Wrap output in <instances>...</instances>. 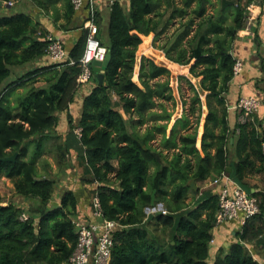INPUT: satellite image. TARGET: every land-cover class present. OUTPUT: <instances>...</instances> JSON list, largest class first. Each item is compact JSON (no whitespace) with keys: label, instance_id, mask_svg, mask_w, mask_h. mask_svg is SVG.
<instances>
[{"label":"trees","instance_id":"16d2710c","mask_svg":"<svg viewBox=\"0 0 264 264\" xmlns=\"http://www.w3.org/2000/svg\"><path fill=\"white\" fill-rule=\"evenodd\" d=\"M27 2L48 17L56 31L81 30L66 60L36 67L9 83L13 67L46 57V36L53 33L25 12L0 17V180H9L16 195L37 203L22 220L23 210L0 197V264H67L78 239L77 199L72 190H66L51 206L57 182L37 174V161L48 134L58 125V114L68 112L74 103L87 31L79 20L75 22L71 0ZM252 3L259 5L257 0H128L125 11L114 2L105 43L98 26L96 38L107 49L108 64L102 84L93 77L94 86L82 99L78 121L70 119L68 129L82 170L81 182L98 185L89 191L91 211L97 196L103 219L119 227L112 234L109 264H211L217 197L198 187L193 190L188 181L204 182L212 173L220 175L233 167L230 175L240 184L247 175L264 170V135L251 121L230 129L225 101L239 60L234 46L247 27V7ZM171 24L182 30L173 43L175 32L163 36ZM150 35L154 41L166 40L161 48L164 59L188 66V74L200 79L208 109L203 157L196 148L201 107L197 94L189 113L177 118L167 134L172 118L168 103L174 104L170 72L149 58L137 60L136 56L142 37ZM38 83L43 85L36 87ZM19 88L23 92L15 95L13 103L11 97ZM192 115L197 117L195 124L189 122ZM145 124L147 132L141 134L138 127ZM215 125L220 127L219 134ZM154 135L162 136L159 150L150 145ZM30 144H34L32 152ZM228 148L233 149L232 157H227ZM171 149L174 153L169 159L166 153ZM15 155L14 160H6ZM189 191L194 199L187 205ZM259 197V214L241 228L240 242L264 234V194ZM159 203L166 214H153L150 223L168 234L164 245L143 228L150 224L146 210ZM212 264L258 263L237 242L226 252L219 250Z\"/></svg>","mask_w":264,"mask_h":264},{"label":"crops","instance_id":"0c3cea01","mask_svg":"<svg viewBox=\"0 0 264 264\" xmlns=\"http://www.w3.org/2000/svg\"><path fill=\"white\" fill-rule=\"evenodd\" d=\"M110 1L120 3L123 8H126V11H128L129 6L128 0H96L99 18V37L101 42L103 43L106 42ZM257 2L259 3V5L254 4L253 9L249 11L250 13L247 27L245 28V30L239 33L238 40L234 46V55L237 59L243 62V70L239 76L233 78L230 84L229 93L225 96V101L226 104L230 105L234 104L236 100L242 96H254L259 98L261 101V107L257 112L253 114L251 123L261 134L264 135V3L258 0ZM1 4L4 6V10H0V17L9 16L17 12H25L26 14H29L33 19L37 20L40 26L47 30L48 33H56V35L61 37L66 52H68L73 47L80 36L81 28L71 31H56L55 26L50 22L49 18L43 15L37 8L29 5L27 0H2ZM78 20L81 22V16L79 14H76L75 22L78 23ZM49 63L50 62L48 58L43 57L31 63L13 67L11 69V75L8 79V82H14L18 78L23 77L30 70L36 67L47 66L49 65ZM42 85V83H38L36 84V87H40ZM93 86L94 83L92 79V81H90L89 83L78 87L75 94L74 103L70 105L68 112L58 114V125L55 130L48 134L49 138L44 141L41 151V157L37 161V172L38 168L40 167L44 170V173L40 174L43 178H55L57 182L54 196L55 199H53V201H55V204H57L56 201L58 202V199L62 192L66 190L73 191L77 199V216L75 220L82 223H93L94 221H98L97 219H94L92 215V211L90 208L91 199L89 193V191L95 190L98 185L94 182H81L82 170L78 167L77 151H75L71 144V135H69L68 121L70 119H72L73 123H76V121H78L82 99L91 92ZM22 92L23 89L19 88L13 93L11 97L13 103H15V95ZM212 105L215 106V104ZM238 117L239 114H237L236 112H228L227 125L230 129H232L237 123ZM177 118H174L172 116L168 124L167 134L170 133V130L172 129V126ZM147 128V124H145L143 126H139L138 130L141 134H143L147 132ZM215 128V133L219 134L220 127L215 125ZM202 135L203 132L199 131V135L197 136L196 141V148L199 151V155L201 157L204 156V153L201 150ZM161 141V135H154L153 139L150 142V145L156 148V150H159ZM67 146L69 147L68 151H66ZM33 149L34 144H30V152H32ZM173 151L174 149H171L167 153L165 152L166 155L169 156V159H171L174 153ZM232 151L233 149L231 148L227 149V157L233 156ZM213 152L214 151L211 150V153ZM63 153L64 157H62ZM233 161H236V158L233 159ZM114 165H116V163H114ZM258 166L259 163H256V167ZM232 168L233 167H229L228 169H230L231 171H228L227 169L226 174L230 178L234 179V177L230 175L232 172ZM218 176L219 175L212 173L207 181L198 183H195L194 179L191 180L194 181L196 189L198 187L200 191H208L211 195L216 196L218 190L211 184V181ZM88 180H90V178H88ZM191 180L188 181V184ZM239 185L247 195L252 196L253 194H255V198L259 200V195L264 194V170L260 173L247 175L244 181ZM193 199V194L190 191L187 192V200L185 201L186 204L188 205L193 201ZM52 203L54 202H51V204ZM156 207V209H163V205L161 203L157 204ZM187 208L191 209L192 205H189ZM146 212L147 216H149V209ZM151 215L153 217V214ZM148 220V223H150L149 218ZM155 225L157 224L155 223ZM157 227L158 229L155 230V232L157 233L155 234L154 230L151 229V226L149 224L143 225V228L153 237L154 240L157 241V243H161V245H164V243L168 242L169 236L168 234H165L166 232H163L160 225H157ZM242 229L239 224L234 221L223 222L221 224L215 225V227L212 229L213 241L211 242L210 246L209 260L211 264L213 263L215 255L219 250H223L224 252H226L232 244L237 242L240 243L238 234H240ZM260 238L261 237L252 241L245 242L247 246L245 250L258 264H264V241L259 242Z\"/></svg>","mask_w":264,"mask_h":264},{"label":"built area","instance_id":"2783aa9c","mask_svg":"<svg viewBox=\"0 0 264 264\" xmlns=\"http://www.w3.org/2000/svg\"><path fill=\"white\" fill-rule=\"evenodd\" d=\"M264 3V0H258ZM114 1L109 2V10ZM71 5L76 14L81 16L82 29L86 30V44L83 56L80 60L81 73L77 78L79 86L89 83L93 79L91 64L96 61L102 63L107 56V49L101 45L96 38L98 34V8L96 0H71ZM254 4L247 7L248 11L253 9ZM250 20V19H249ZM47 50L46 57L49 64L59 63L68 58L64 48L63 40L58 35L48 34L46 36ZM243 70L241 60H237L233 67V77H237ZM228 112L239 114L237 123L243 124L252 121V116L261 107V101L254 96L239 97L234 104H226ZM80 137V131L76 130ZM264 154V143H262ZM211 184L217 188L216 225L223 222L234 221L241 228L246 226L249 221L259 214V202L254 196H249L242 187L222 172L215 177ZM92 215L98 221L93 223H82L74 221L77 228V244L74 252L70 256L67 264H109L110 252L112 247V234L118 230L115 222L103 219L100 202L97 196L92 200ZM157 208V207H156ZM149 209L150 214H166L163 209ZM27 216L22 215V220ZM247 248L245 242H240Z\"/></svg>","mask_w":264,"mask_h":264},{"label":"rangeland","instance_id":"374dc122","mask_svg":"<svg viewBox=\"0 0 264 264\" xmlns=\"http://www.w3.org/2000/svg\"><path fill=\"white\" fill-rule=\"evenodd\" d=\"M2 0H0V10H4V6L1 4ZM126 11V8H124ZM177 24H171L170 29L168 32L163 36L169 37L170 34L175 32L172 36L171 42L173 43L176 39V36L181 33V29L178 28ZM180 29V30H179ZM165 39H157V41H154L153 35H150L148 37H142V44L136 49V56L137 60H140L142 57L149 58L153 60L157 65L166 67L169 72V83L170 87L172 89V95L174 97V104L168 103V108L170 109L172 116L175 118L182 117L186 113H189V108L193 104V100L195 98V95L197 94L200 99V114H199V121H198V134L199 131L203 132V124L204 120L207 114V105H206V93L203 92L199 85V78H193L188 74V66H180L178 64L170 63L168 60L164 59L165 51L161 50L162 46L165 45ZM243 64V62H242ZM138 70V65L135 68V78ZM167 79V78H165ZM165 79H160V82L165 81ZM196 95V96H197ZM157 103L159 101H156ZM166 103V107H167ZM211 104H214L213 101H211ZM215 109L213 105H211ZM158 109V108H157ZM210 109V108H209ZM161 111L160 109H158ZM190 124L197 123V117L196 115L188 116ZM196 125V126H197ZM202 128V129H201ZM188 132V131H187ZM187 132H185L187 134ZM182 134H184L182 132ZM44 170L40 167L38 168L37 174L40 175ZM53 173V172H52ZM41 176V175H40ZM205 188V187H204ZM0 197L2 198L4 203H12L18 207H20L24 214L28 216V213L33 212V210L36 208L37 203H34L32 200L24 199L18 195L15 194L14 188L12 183L2 178L0 180ZM259 201V200H258ZM51 202H54L51 204ZM50 205H55V201L51 200ZM147 211V210H146ZM151 226V229L155 230L158 229V227L154 223L149 224ZM157 232H155L156 234Z\"/></svg>","mask_w":264,"mask_h":264},{"label":"water","instance_id":"95a60500","mask_svg":"<svg viewBox=\"0 0 264 264\" xmlns=\"http://www.w3.org/2000/svg\"><path fill=\"white\" fill-rule=\"evenodd\" d=\"M108 59H109V55L106 56V59L104 62L102 63H99V62H92L91 64V67H92V72L94 74V77L95 79L98 81L99 84H102V81H103V71L104 69L106 68L107 64H108ZM16 157L13 156L12 158H9V159H6L7 161H10V160H14ZM228 171H231L230 169H228ZM190 187H192L193 190H196V187H195V184H194V181L191 180L188 184ZM154 193L152 194V202L154 200ZM152 215L149 214L148 218L151 219ZM263 242L264 241V234L261 236L259 242Z\"/></svg>","mask_w":264,"mask_h":264},{"label":"clouds","instance_id":"9594fccd","mask_svg":"<svg viewBox=\"0 0 264 264\" xmlns=\"http://www.w3.org/2000/svg\"><path fill=\"white\" fill-rule=\"evenodd\" d=\"M264 143V142H263Z\"/></svg>","mask_w":264,"mask_h":264}]
</instances>
